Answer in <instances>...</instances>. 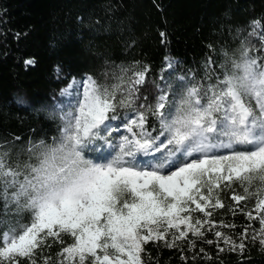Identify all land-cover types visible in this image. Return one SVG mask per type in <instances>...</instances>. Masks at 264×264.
Returning a JSON list of instances; mask_svg holds the SVG:
<instances>
[{
  "label": "snow or ice",
  "instance_id": "6c2138e0",
  "mask_svg": "<svg viewBox=\"0 0 264 264\" xmlns=\"http://www.w3.org/2000/svg\"><path fill=\"white\" fill-rule=\"evenodd\" d=\"M241 55L207 88L187 85L177 99L168 85L154 103L138 108L137 86L146 82L147 67L112 85L89 76L62 116L61 137L43 145L35 163L13 167L0 152L5 213L10 205L17 215L29 213L27 223L0 219V264H37L49 241L62 245L56 264H144L145 246L160 242L181 251L197 240L241 253L247 241L264 246V59L248 48ZM118 109L134 116H125L126 134L112 143ZM149 116L158 131H149ZM105 148L111 152L102 161L85 155ZM221 209L249 222L238 238L217 230L236 227L215 219ZM50 261L43 257V264Z\"/></svg>",
  "mask_w": 264,
  "mask_h": 264
},
{
  "label": "trees",
  "instance_id": "16d2710c",
  "mask_svg": "<svg viewBox=\"0 0 264 264\" xmlns=\"http://www.w3.org/2000/svg\"><path fill=\"white\" fill-rule=\"evenodd\" d=\"M262 39L264 0H0V152L9 154L11 166L23 168L36 162L43 145L59 140L64 127L59 90L70 80L90 76L112 85L147 67L146 82L137 86L133 107L138 108L154 103L160 87L170 85L177 98L187 85L216 83L232 71L234 60H242L244 48L264 59ZM30 60L34 63H26ZM180 76L186 77L183 84ZM128 112L118 109L119 118L111 122L112 143ZM153 129L158 131L159 122L149 116V131ZM109 153L86 150L85 155L99 162ZM225 202H231L230 196ZM0 219L27 223L29 213L17 215L14 205L5 213L0 198ZM215 219L235 224L234 229H217L234 238L249 223L243 214L232 216L225 209L217 210ZM63 239L71 242L68 236ZM207 239L216 241L212 233ZM49 243L37 252V264H43L44 256L56 264L62 245ZM182 247L149 243L144 264H264V246L258 241H247L242 253L219 251L217 243L200 240L193 249Z\"/></svg>",
  "mask_w": 264,
  "mask_h": 264
},
{
  "label": "rangeland",
  "instance_id": "374dc122",
  "mask_svg": "<svg viewBox=\"0 0 264 264\" xmlns=\"http://www.w3.org/2000/svg\"><path fill=\"white\" fill-rule=\"evenodd\" d=\"M264 49V47H263ZM87 78V77H86ZM85 78V79H86ZM84 79V80H85ZM75 81V80H70L68 82V84L66 86H64L62 89L59 90V97L62 99V101L59 103L58 107L60 108V110H62V116L65 112L67 111H70L71 110V106L73 104H75L76 102V98H77V95L78 93L82 92L83 91V88H82V82L84 81ZM161 88V87H160ZM159 88V90H160ZM182 91L183 90H180L179 93H178V96H177V99L180 97V95L182 94ZM160 94V92H159ZM158 94V95H159ZM125 116L131 118L132 116H134V112H128L124 115L122 121H124V118ZM112 126V124H110V127ZM116 132L118 134V138L116 139L115 142H117L119 140V137L123 134H126L125 133V130H124V127L121 126L119 128L116 129ZM161 139H163V137H161ZM106 149V148H105ZM108 152H111V149H106ZM222 151L225 150L224 152H226L227 150L226 149H221ZM223 152V153H224Z\"/></svg>",
  "mask_w": 264,
  "mask_h": 264
}]
</instances>
